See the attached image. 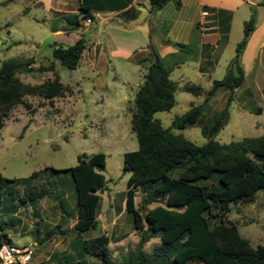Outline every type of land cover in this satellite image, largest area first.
Here are the masks:
<instances>
[{"label":"rangeland","instance_id":"1","mask_svg":"<svg viewBox=\"0 0 264 264\" xmlns=\"http://www.w3.org/2000/svg\"><path fill=\"white\" fill-rule=\"evenodd\" d=\"M35 1L0 0V61L30 55L35 57L33 67L53 61L61 80L70 86V90L54 97L52 103L40 95H26L33 111L22 103L16 104L0 129V172L15 178V187L22 194L27 185L21 179L37 170L38 175L32 182L47 189L43 196L19 206L13 214L0 213V223L6 232L4 238L16 246L35 239L37 245L30 264H101L96 257L79 253L80 242L105 233L110 239L111 255L118 260L138 242L141 231L133 228L131 213L125 207L126 181L130 171L124 168L123 152L138 147L131 129V110L144 67V63L135 62V58L146 49L144 23L112 19L100 24L96 20V23L57 32L52 26H57L59 20L52 18L45 3L35 4ZM241 15L239 12L235 14L231 41L243 33ZM81 20L84 23V19ZM80 34L86 38L87 48L75 68L63 66L52 58L54 42L71 43ZM234 50L235 44L231 42L222 54L214 76H223L226 62ZM194 70H187L185 64L171 70V78L182 83L189 76L203 90L194 94L177 89L175 104L168 110L154 113L164 126H169L175 117L200 103L205 90L211 87L210 79H194ZM181 74L184 79L180 78ZM52 75L51 70L36 68L18 73L23 81L30 83L41 82ZM228 94L227 89H218L205 104L200 119L184 128H174L175 132L198 144L209 137L228 142L263 134L264 109L259 111L257 107H264V90L245 80L233 90L229 101ZM217 122L224 124L216 129ZM98 151L106 154V163L101 169L106 180L97 190L101 196L99 222L93 228L77 231L73 228L76 204L69 172L54 171L51 167L71 166L77 162L79 153ZM217 175L218 172L214 171L202 182L218 186ZM60 190L63 191L65 210L58 200ZM140 198L141 192L138 191L136 204L140 203ZM157 203L160 202L147 204L143 212ZM108 210H111L110 222L105 217ZM227 217L237 224L240 234L251 245L264 243V189L258 190L252 201L232 203ZM159 241L160 238L153 235L143 247L150 250Z\"/></svg>","mask_w":264,"mask_h":264},{"label":"trees","instance_id":"2","mask_svg":"<svg viewBox=\"0 0 264 264\" xmlns=\"http://www.w3.org/2000/svg\"><path fill=\"white\" fill-rule=\"evenodd\" d=\"M150 1L152 8H159L169 0ZM173 1L180 4V0ZM216 14L222 15V37L226 39L230 14L224 9L216 10ZM93 16L91 5L82 2L77 12L62 17L65 20L62 27L54 25L52 29H74L81 25V18L92 19ZM254 24L255 12L251 11L243 22V35L236 43L223 76L214 78L211 87L205 90L203 100L175 117L169 126H164L154 113L168 110L175 104L177 89L199 94L203 87L195 82L180 83L171 78V70L184 58L179 52L160 55L151 40L142 55L135 58L138 64L144 63L142 81L134 93L131 110V129L138 147L124 151L123 160L124 168L130 171L125 207L131 213L133 228L141 230L140 237L118 260L111 255L110 239L105 233L82 239L80 254L88 253L101 264H264V243L251 245L240 234L237 224L227 217L232 203L252 201L256 192L264 189V133L228 142L209 137L198 144L174 130L197 122L205 104L218 89H227V100L231 99L233 90L244 79L241 55ZM86 43L83 34L71 43L54 42L51 56L63 66L75 68L87 48ZM177 44L178 51L189 47L187 43ZM34 62L33 55L0 61V129L16 104L22 103L33 111L26 95H40L52 103L54 97L70 90V86L61 80L53 61L37 67H33ZM34 68L51 70L53 75L38 83L23 81L18 76V73ZM223 124L217 122L214 128ZM105 163L103 151L81 152L75 164L62 169L51 167L54 171L69 172L76 204L73 228L77 231L93 228L99 222L101 196L97 190L106 180L101 171ZM214 171L218 172L220 185L203 183ZM37 175L35 170L21 179L27 187L19 194L14 184L16 179L0 172V213L13 214L19 206L43 196L47 189L32 182ZM138 191L141 198L136 204ZM62 192L60 190L57 195H60L58 200L65 210ZM156 201L160 203L143 212L147 204ZM0 229L1 243L7 240L1 223ZM153 235L160 241L145 250L143 244Z\"/></svg>","mask_w":264,"mask_h":264},{"label":"crops","instance_id":"3","mask_svg":"<svg viewBox=\"0 0 264 264\" xmlns=\"http://www.w3.org/2000/svg\"><path fill=\"white\" fill-rule=\"evenodd\" d=\"M35 2L42 5L45 3L52 18L59 20L57 27H62L65 22L62 17L77 12L82 2L92 7L94 16L91 22L96 23L97 20L102 24L112 19L140 20L144 23V33L147 37L145 47L151 40L162 56L179 52V56L184 59L175 66L185 64L187 70L195 69L192 73L194 79L207 78L211 81L219 78L214 76V73L217 65L222 61L221 56L227 46L231 42L236 46L243 35L242 33L231 41V29L236 12L242 14L243 28L244 20L249 17L251 11H254V28L248 36L241 55L245 73L242 82L249 80L251 85L264 90V0H180L179 5L169 0L159 8H152L150 0H36ZM201 8L211 11L205 24L200 23ZM218 9H224L230 14L226 39L222 37V15L216 14ZM80 21L84 24L81 19ZM178 42L187 43L189 47L178 51ZM191 61L194 63L191 64ZM143 72L144 67L142 75ZM184 77L180 75L181 79ZM184 81L195 82L189 76ZM263 109L262 105H258L257 110ZM31 241L37 243L35 239Z\"/></svg>","mask_w":264,"mask_h":264},{"label":"built area","instance_id":"4","mask_svg":"<svg viewBox=\"0 0 264 264\" xmlns=\"http://www.w3.org/2000/svg\"><path fill=\"white\" fill-rule=\"evenodd\" d=\"M200 23L205 24L208 22L207 17L211 15V11L207 8L200 9ZM91 18H86L84 24H89ZM37 245L35 241L27 244L16 246L7 241L0 243V264H30L34 247ZM33 247V248H32Z\"/></svg>","mask_w":264,"mask_h":264},{"label":"water","instance_id":"5","mask_svg":"<svg viewBox=\"0 0 264 264\" xmlns=\"http://www.w3.org/2000/svg\"><path fill=\"white\" fill-rule=\"evenodd\" d=\"M105 217H106V221H107V222H110V221H111V218H112V217H111V210H108V211H107Z\"/></svg>","mask_w":264,"mask_h":264}]
</instances>
